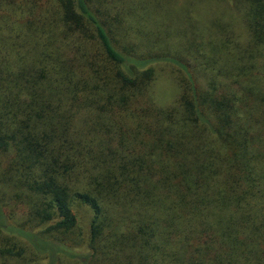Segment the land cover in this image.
Segmentation results:
<instances>
[{
  "label": "trees",
  "instance_id": "16d2710c",
  "mask_svg": "<svg viewBox=\"0 0 264 264\" xmlns=\"http://www.w3.org/2000/svg\"><path fill=\"white\" fill-rule=\"evenodd\" d=\"M41 1L0 6V264H264V0L183 59Z\"/></svg>",
  "mask_w": 264,
  "mask_h": 264
},
{
  "label": "rangeland",
  "instance_id": "374dc122",
  "mask_svg": "<svg viewBox=\"0 0 264 264\" xmlns=\"http://www.w3.org/2000/svg\"><path fill=\"white\" fill-rule=\"evenodd\" d=\"M29 1L0 0V6L11 3L13 8L17 9L20 3L23 2L25 7L28 2L27 8H29L33 6L31 3L33 0ZM54 1L45 0V3L42 4V1L39 3V5L42 4L43 14L51 13L50 4L52 10L55 9L58 0ZM93 1L100 5L101 10L108 13L107 20L109 19L110 24L112 23L116 37L142 56L159 55L160 57H182L183 59L187 54L197 55L195 49L199 46L208 51L207 47L214 39L213 31H221L226 27V32H232L237 42H239L238 36L244 33L239 10L234 9V2L227 0ZM20 14L17 12L15 16L19 17ZM231 26L234 31L231 30ZM221 36L224 41H228L223 34ZM240 42H245V38ZM188 58L196 57L190 55ZM190 63L195 64L193 61ZM154 67L156 71L155 99L166 104L177 91L172 80L171 69L166 63H156ZM75 213L79 226L84 228L88 212L80 207L75 210Z\"/></svg>",
  "mask_w": 264,
  "mask_h": 264
}]
</instances>
